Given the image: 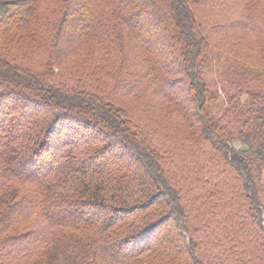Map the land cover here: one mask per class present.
Returning a JSON list of instances; mask_svg holds the SVG:
<instances>
[{"label": "trees", "instance_id": "obj_1", "mask_svg": "<svg viewBox=\"0 0 264 264\" xmlns=\"http://www.w3.org/2000/svg\"><path fill=\"white\" fill-rule=\"evenodd\" d=\"M262 37L264 0H0V264H264Z\"/></svg>", "mask_w": 264, "mask_h": 264}, {"label": "rangeland", "instance_id": "obj_2", "mask_svg": "<svg viewBox=\"0 0 264 264\" xmlns=\"http://www.w3.org/2000/svg\"><path fill=\"white\" fill-rule=\"evenodd\" d=\"M261 39H263L264 40V38L262 37ZM252 44H256L257 46H258V44L256 43V41L253 43V41L252 40H248V42H247V44H245L244 46H243V48H242V50L244 51V50H247L246 48H248V47H250ZM259 47V46H258ZM262 68H264V67H258L257 68V73H260V74H264V73H261V72H264V71H261L262 70ZM84 77V82H89V83H92V82H94L95 80H97L95 77H93V76H83ZM223 77H221L220 75H215V76H213L212 77V80L215 82V83H219V84H222V80L224 81L225 80V78H223ZM103 82H104V80H102ZM91 89L92 90H94V91H99V89H98V85L97 84H94V83H92V87H91ZM218 91L220 92V94H222V91H221V89H220V87L218 86ZM134 97L135 96H133V97H130V98H128V99H126V102L128 101V104L130 105V107L129 108H131V107H138V102L137 101H135L134 100ZM262 183H263V185H264V171H263V174H262ZM53 257L55 258L54 259V264H69V261H68V259L62 254V253H60V252H58V251H55V253H53ZM158 259V261L160 260V259H162V258H160V257H158L157 258ZM258 264H260V263H258Z\"/></svg>", "mask_w": 264, "mask_h": 264}]
</instances>
